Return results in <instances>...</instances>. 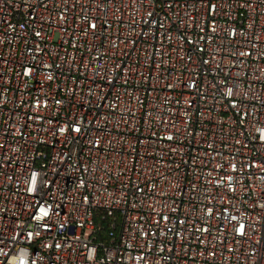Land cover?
<instances>
[{"label": "built area", "instance_id": "1", "mask_svg": "<svg viewBox=\"0 0 264 264\" xmlns=\"http://www.w3.org/2000/svg\"><path fill=\"white\" fill-rule=\"evenodd\" d=\"M0 264H264V0H0Z\"/></svg>", "mask_w": 264, "mask_h": 264}]
</instances>
